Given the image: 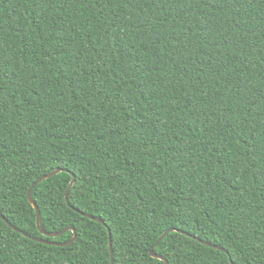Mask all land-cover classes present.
<instances>
[{"label": "trees", "instance_id": "trees-1", "mask_svg": "<svg viewBox=\"0 0 264 264\" xmlns=\"http://www.w3.org/2000/svg\"><path fill=\"white\" fill-rule=\"evenodd\" d=\"M0 212V264H264V0H0Z\"/></svg>", "mask_w": 264, "mask_h": 264}, {"label": "water", "instance_id": "water-1", "mask_svg": "<svg viewBox=\"0 0 264 264\" xmlns=\"http://www.w3.org/2000/svg\"><path fill=\"white\" fill-rule=\"evenodd\" d=\"M61 171H62L61 169H59V170L55 169L53 172H51V173H49V174H47V175H44V176L40 177V178H39V179H38V180L32 185V187L35 186L36 184H38V183H40V182H42V181H44V180L50 178V177H53L54 175L60 173ZM74 181H75V179L73 178L72 181L70 182V184H69L67 190H66V193H65V200H66V201L68 200V194H69V191H70V189H71V187H72ZM32 187H31V188L29 189V191H28L27 198H28L29 203L32 205V207L34 208V210H35V212H36V224H37V227H38V229L42 232V234H43L44 236H46V237H51V236L55 237L57 234H49V233H45V232H43V231L40 229V213H39V210H37L38 208H37V206L35 205V203L33 202V199H32V197H31V189H32ZM86 216H87L88 218H90V219H93V220L97 221V222H100V223L102 222V221L99 220V219H95V218H93V217H91V216H88V215H86ZM0 217L4 219V217H3L2 214H1V212H0ZM69 229H70V230H73L72 228H69ZM69 229H68V230H69ZM172 231H175V230H174V229H169V230L165 231V232L159 237L157 243H156L154 246H156V245H157V244H158V243H159V242H160V241H161V240H162L167 234L171 233ZM108 234H109V251H110V259H111V263H110V264H113V260H114V259H113V251H112V242H111L110 232H109V231H108ZM26 236H27V235H26ZM193 238H195V237H193ZM74 239H75V234H74L73 238H72L69 242H67V243H63V244H58V245L64 246V245L70 244L72 241H74ZM195 239L198 240L199 242H201V243H203V244L209 246L208 243H206V242H202V241H200V240L197 239V238H195ZM33 240H35V241H37V242L48 243L47 241H43V240H39V239H35V238H33ZM212 247L215 248V249L223 250V249H221V248H219V247H217V246H212ZM149 254H150L153 258H156V259L162 260L165 264H168L167 260H165L164 258H162V257L159 256V255L154 254V253H153V249H150V250H149ZM230 263L233 264L232 262H230Z\"/></svg>", "mask_w": 264, "mask_h": 264}, {"label": "snow or ice", "instance_id": "snow-or-ice-1", "mask_svg": "<svg viewBox=\"0 0 264 264\" xmlns=\"http://www.w3.org/2000/svg\"><path fill=\"white\" fill-rule=\"evenodd\" d=\"M57 170H59V168H57ZM38 210V209H37Z\"/></svg>", "mask_w": 264, "mask_h": 264}]
</instances>
